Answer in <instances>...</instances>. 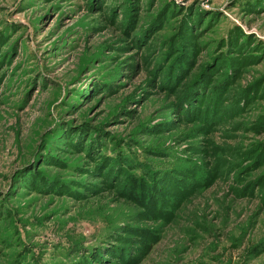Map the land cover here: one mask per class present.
Segmentation results:
<instances>
[{
	"label": "rangeland",
	"instance_id": "obj_1",
	"mask_svg": "<svg viewBox=\"0 0 264 264\" xmlns=\"http://www.w3.org/2000/svg\"><path fill=\"white\" fill-rule=\"evenodd\" d=\"M0 264H264V0H0Z\"/></svg>",
	"mask_w": 264,
	"mask_h": 264
},
{
	"label": "trees",
	"instance_id": "obj_2",
	"mask_svg": "<svg viewBox=\"0 0 264 264\" xmlns=\"http://www.w3.org/2000/svg\"><path fill=\"white\" fill-rule=\"evenodd\" d=\"M157 182V181H156Z\"/></svg>",
	"mask_w": 264,
	"mask_h": 264
}]
</instances>
